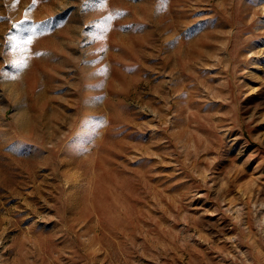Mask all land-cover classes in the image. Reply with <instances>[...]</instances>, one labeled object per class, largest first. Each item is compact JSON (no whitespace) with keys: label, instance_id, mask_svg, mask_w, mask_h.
<instances>
[{"label":"rangeland","instance_id":"1","mask_svg":"<svg viewBox=\"0 0 264 264\" xmlns=\"http://www.w3.org/2000/svg\"><path fill=\"white\" fill-rule=\"evenodd\" d=\"M0 264H264V0H0Z\"/></svg>","mask_w":264,"mask_h":264},{"label":"snow or ice","instance_id":"2","mask_svg":"<svg viewBox=\"0 0 264 264\" xmlns=\"http://www.w3.org/2000/svg\"><path fill=\"white\" fill-rule=\"evenodd\" d=\"M17 2H18V0H17ZM35 2H36V0H33V3H35ZM100 2H101V4H103V3H106V0H100ZM105 19L108 20V19H111V17H107ZM20 31H21V35L14 38L16 43H12L11 46L16 50H20L23 52L27 51L28 46L33 43L35 36L43 34L42 32H38L37 26L35 24H32L27 19V14H26L25 20L21 21V23H20ZM15 66L18 68H22V67L26 66V63L21 62L19 64H16Z\"/></svg>","mask_w":264,"mask_h":264}]
</instances>
